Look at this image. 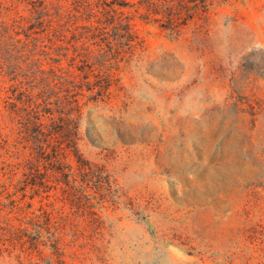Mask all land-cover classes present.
I'll use <instances>...</instances> for the list:
<instances>
[{"label":"rangeland","instance_id":"rangeland-1","mask_svg":"<svg viewBox=\"0 0 264 264\" xmlns=\"http://www.w3.org/2000/svg\"><path fill=\"white\" fill-rule=\"evenodd\" d=\"M138 30L84 110L92 171L70 157L68 183L48 177L43 244L7 242L0 264H264V0L220 2L180 35ZM29 178L2 174L0 196Z\"/></svg>","mask_w":264,"mask_h":264},{"label":"trees","instance_id":"trees-1","mask_svg":"<svg viewBox=\"0 0 264 264\" xmlns=\"http://www.w3.org/2000/svg\"><path fill=\"white\" fill-rule=\"evenodd\" d=\"M224 1L0 0V176L30 175L0 196V257L7 242L43 244L34 201L50 175L68 183L70 157L92 171L80 148L84 110L139 54L138 20L180 35Z\"/></svg>","mask_w":264,"mask_h":264}]
</instances>
